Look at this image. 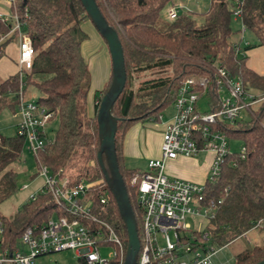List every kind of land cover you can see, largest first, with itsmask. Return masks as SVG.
I'll list each match as a JSON object with an SVG mask.
<instances>
[{"label": "trees", "instance_id": "trees-1", "mask_svg": "<svg viewBox=\"0 0 264 264\" xmlns=\"http://www.w3.org/2000/svg\"><path fill=\"white\" fill-rule=\"evenodd\" d=\"M240 1L242 23L256 37L258 45L264 47V0H211L209 11L201 14L202 24L196 19L200 14L184 10L175 20L165 21L162 13L172 0H96L109 25L117 31L124 50L127 84L113 109V115L119 119L116 153L140 237L142 211L136 189L130 185L131 178L139 172L126 167L123 152L130 130L139 123L159 122L160 116L174 105L184 81L209 76L216 65L240 76L248 92L264 97V75L247 65L242 49L231 41L234 10ZM11 11L37 54L31 71L22 79L18 73L0 80V115L6 109L18 108L21 85L24 94L29 86L38 90L40 98L36 102L59 122L54 139H49L45 149L34 156L38 168L45 166L55 175L62 171L71 185L87 183L94 203L93 214L115 229L127 251V229L98 160L97 114L111 85L113 69L102 96L95 94L93 113H89L91 84L82 46L89 39L83 26L92 22L80 0H14ZM13 28V19L0 23V35L11 34ZM12 40L13 37L8 38L0 45V57ZM250 49L246 47V51ZM145 73L155 76L137 87V78ZM209 96H214L213 91ZM213 99L217 105V98ZM219 129L230 139L240 140L246 149L245 159L240 153L229 154L218 181L207 185V205L214 206V218L207 232L213 246L221 249L264 227V100L247 120ZM26 147V138L18 132L9 138L0 135V205L19 192L18 175L10 167L21 159ZM102 197L109 199L104 207L100 205ZM64 215L53 196L42 193L13 217L0 212L3 246L10 251L19 249V241L28 228H41L52 218ZM263 261L264 245H258L239 253L235 264Z\"/></svg>", "mask_w": 264, "mask_h": 264}, {"label": "built area", "instance_id": "built-area-1", "mask_svg": "<svg viewBox=\"0 0 264 264\" xmlns=\"http://www.w3.org/2000/svg\"><path fill=\"white\" fill-rule=\"evenodd\" d=\"M242 6L243 1H240L234 10V18L241 22ZM181 11L182 7H172L169 19L175 20ZM11 19L20 42L18 66L22 79L31 71L37 52L30 37L22 32L18 17L13 15ZM8 21L0 15V23ZM209 90L217 98V105L212 103L208 111H203L199 102ZM27 100L21 85L17 108L21 121L17 132L26 138L28 152L37 156L46 147L48 129L55 121V115L37 102ZM263 100L264 97L258 98L245 89L240 76H233L220 65H216L209 76L184 81L174 103L175 114L163 135L161 158L150 160L148 170L135 174L130 180L142 211L138 264H216L213 260L216 251L213 248L205 250L199 244L200 236L205 241L211 240L207 230L192 231L188 220H196L199 224L206 220L209 224L214 218V206L207 205V185L218 181L226 157L232 153L230 138L219 128L237 124L243 120L244 112L252 114L251 108ZM200 152L214 154L207 184L173 178L166 173L168 161L193 158ZM240 156L246 157L244 147ZM39 170L45 179L41 193L51 194L65 215L52 218L41 228H28L15 251L3 246L0 225V264H36L42 256L65 251L76 252L81 264H124L127 251L122 239L111 225L93 214L90 186L85 182L71 185L62 171L55 175L45 166ZM35 199L32 197L31 201ZM108 200L102 197L100 205L106 206ZM109 249V254L104 256L103 251Z\"/></svg>", "mask_w": 264, "mask_h": 264}, {"label": "rangeland", "instance_id": "rangeland-1", "mask_svg": "<svg viewBox=\"0 0 264 264\" xmlns=\"http://www.w3.org/2000/svg\"><path fill=\"white\" fill-rule=\"evenodd\" d=\"M6 1V0H5ZM11 2V0H8ZM183 8L184 11H190L200 15H196L198 24H202L204 19L201 14L206 13L210 9L211 0H172V2L166 7L162 13V18L165 21H169V10L172 6H179ZM178 8V7H176ZM180 8V7H179ZM13 17V14L12 16ZM10 20V18H8ZM234 34L231 38V41L242 48L241 55L246 56L248 61L247 65L257 73H264V47L258 45L256 37L247 30H243L242 22L233 18L232 24ZM13 32L5 36L0 35V45H2L8 38L13 40L19 39L18 35L16 36ZM99 37L104 42V39L98 32ZM12 40V42H13ZM16 43V41H15ZM247 43L250 44L251 49L246 51ZM103 44L108 45L104 42ZM20 45V42H19ZM5 49V48H4ZM5 50H3L4 52ZM90 63V62H89ZM89 81L91 80V63L89 64ZM155 76L153 73H145L140 75L137 78L136 86L139 87L141 82L151 79ZM25 94L27 101H38L40 94L38 90L29 86L25 88ZM259 104V103H258ZM256 104L251 110L257 107ZM174 107H169L165 112L164 116L166 119L173 116ZM254 115V114H253ZM252 116V114H251ZM249 115L244 112L243 120H247ZM21 121L20 113L17 109L15 111L6 109L0 115V135L5 138L14 137L17 135V126ZM59 128L58 120L54 121L48 129L49 139L53 140ZM243 144L240 140L234 138L230 139V148L232 153H240ZM149 163V162H148ZM10 170H13L18 175V185L19 192H17L13 197L8 199L6 202L0 205V212L6 217H13L19 210L23 208L24 205L29 203L32 197H37L45 185V179L40 175V170L37 166L35 157L30 154L27 148H24L21 159L10 167ZM3 174L0 175V179ZM188 224L192 227V231L205 232L208 227V222L206 220H201L200 224L196 220H188ZM263 228V227H260ZM254 229L250 233L246 234V237L240 238L230 245L219 249L216 246H213L212 241H205L200 236L199 244L203 246L205 250L214 249L216 255H214L213 260L216 264H235L236 256L242 251L249 249L254 246H263L264 240V230L263 229ZM197 236V235H196ZM109 250L103 251V255L107 256ZM202 252V249H200ZM36 264H81L79 256L74 251H65L61 253H52L45 256H42L36 260Z\"/></svg>", "mask_w": 264, "mask_h": 264}, {"label": "crops", "instance_id": "crops-1", "mask_svg": "<svg viewBox=\"0 0 264 264\" xmlns=\"http://www.w3.org/2000/svg\"><path fill=\"white\" fill-rule=\"evenodd\" d=\"M11 6L12 3L8 0H0V15H3L7 20L8 18L11 20ZM83 29L89 36L88 41L82 46V54L88 63V67H90L89 64L91 63L92 76L90 80L89 113H93L95 94L99 92V96H102V90L111 79L112 61L108 47L106 48V45L103 44L105 41L103 42L101 40L94 26L86 23ZM248 46H250L249 43H247L246 47ZM4 50L3 57H0L1 81L7 80L19 73V39L13 40ZM260 75H264V73H260ZM210 91L204 94L199 102L200 108L203 111H208L210 104H216L213 99L214 96H209ZM163 114L159 122L139 123L126 135L123 152L125 165L128 169L137 170L139 173L146 172L150 160L161 158L163 135L167 124L173 119L175 112L173 116L167 119ZM213 162V153L200 152L193 158L180 157L177 160L168 161L166 164V173L173 178L204 185L208 182Z\"/></svg>", "mask_w": 264, "mask_h": 264}, {"label": "water", "instance_id": "water-1", "mask_svg": "<svg viewBox=\"0 0 264 264\" xmlns=\"http://www.w3.org/2000/svg\"><path fill=\"white\" fill-rule=\"evenodd\" d=\"M80 1L90 21L106 41L111 56L113 78L107 93L102 98L97 114L100 140L98 160L127 229L128 247L124 264H138L141 240L127 186L119 168L116 153L119 119L113 115L114 106L127 84L124 50L117 31L109 25L96 0ZM259 264H264V261Z\"/></svg>", "mask_w": 264, "mask_h": 264}]
</instances>
